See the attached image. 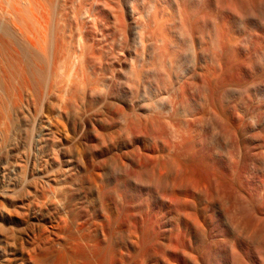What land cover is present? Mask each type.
Segmentation results:
<instances>
[{
	"label": "bare ground",
	"instance_id": "bare-ground-1",
	"mask_svg": "<svg viewBox=\"0 0 264 264\" xmlns=\"http://www.w3.org/2000/svg\"><path fill=\"white\" fill-rule=\"evenodd\" d=\"M0 264H264V0H0Z\"/></svg>",
	"mask_w": 264,
	"mask_h": 264
},
{
	"label": "rangeland",
	"instance_id": "rangeland-1",
	"mask_svg": "<svg viewBox=\"0 0 264 264\" xmlns=\"http://www.w3.org/2000/svg\"><path fill=\"white\" fill-rule=\"evenodd\" d=\"M221 3V2H220ZM215 7L214 6H212L210 9H208L207 10V16L208 17H210V18H216V19H218V20H220L221 19V15H219L220 13H219V11L217 10V9H215ZM213 11V12H212ZM217 11V12H216ZM213 50V49H212ZM214 50H215V48H214ZM213 50V51H214ZM215 52V51H214Z\"/></svg>",
	"mask_w": 264,
	"mask_h": 264
}]
</instances>
